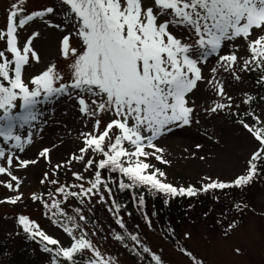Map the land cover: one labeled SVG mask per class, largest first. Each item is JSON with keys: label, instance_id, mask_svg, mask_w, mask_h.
<instances>
[{"label": "snow or ice", "instance_id": "obj_1", "mask_svg": "<svg viewBox=\"0 0 264 264\" xmlns=\"http://www.w3.org/2000/svg\"><path fill=\"white\" fill-rule=\"evenodd\" d=\"M24 3L25 0H19V4H11L6 27L0 29V110L3 112L0 137L6 145H11L7 150L0 147V176L6 178L0 179V185L18 193L0 199V204L15 205L23 199L20 191L23 181L14 173L39 162L21 158L25 146L34 142V134L29 132L24 139L15 131L18 125L23 128L38 120V105H54L67 97L76 101L79 113L91 123L90 131L80 133L83 146L78 154L71 153L67 161L54 165L51 176L49 172L43 173L40 183L55 186L54 191L31 195L33 202L56 209L51 213L53 223L71 238L70 246L41 230L28 216L18 217L26 240L38 241L41 251L50 254V264H61L62 260L81 264L78 257L85 250L92 255L84 258L82 264H111L76 217L60 207L70 197L81 204L93 197H98L100 203L112 200L119 212L120 205L115 202L110 183H116L120 191L143 187L166 196L191 197L199 191L250 185L262 174L264 119L254 111L244 113L251 122L244 118L236 121L254 137L257 145L244 173L232 181L209 177L210 182L203 183L200 189L177 188L165 182L166 173L149 160L168 164L164 149L158 146L159 139L177 129L200 124L195 98L202 85L219 97L203 108L205 116L226 110L230 115H240L231 112L235 102L226 91L225 76L239 81L242 72L264 73V0H56L55 4L27 14ZM35 21L63 33L60 52L69 61L67 81L55 64L40 74L26 76L32 61L40 62L33 43L40 31L37 28L21 42L18 29ZM73 39L79 41L78 46L72 44ZM211 59L215 60L213 66L209 64ZM205 68L209 76L205 75ZM257 83H264V75ZM245 95L244 103L251 104L255 97ZM17 102L22 111L14 114ZM102 114H108L107 119ZM196 148L200 150L203 145L197 144ZM51 150L45 147L38 156L51 163ZM74 162L83 165V171L72 172L79 183L63 184L53 178ZM105 171L107 176L102 175ZM113 173L118 174V181ZM61 195L62 200L55 199ZM46 196L52 198L51 204ZM133 199L144 205L143 193ZM236 207L243 211L247 205ZM109 211L113 209L110 207ZM75 212L80 221L88 222L81 208L77 207ZM146 222L151 226L150 219L146 218ZM116 223L120 229H126L122 219ZM235 227V220L227 225L229 231ZM115 239H130L137 255L150 254L155 264H162L160 255L153 253L138 234L129 233L127 238L117 234Z\"/></svg>", "mask_w": 264, "mask_h": 264}, {"label": "rangeland", "instance_id": "obj_2", "mask_svg": "<svg viewBox=\"0 0 264 264\" xmlns=\"http://www.w3.org/2000/svg\"><path fill=\"white\" fill-rule=\"evenodd\" d=\"M12 3L19 4V0H0V29L6 27ZM55 3L56 0H25L23 7L27 14ZM57 22H60L59 17ZM37 28L40 35L33 43L40 62L32 61L31 66L26 70V76L40 74L48 66L55 64L67 81L70 77L69 61H66L60 52V40L63 33L35 21L22 30L18 29L21 42L26 41ZM72 44L78 46L79 41L73 39ZM241 48L243 49L242 42ZM209 64L213 66L215 60L211 59ZM204 72L206 76L210 75L208 68H205ZM239 74L241 76L239 81L225 76L226 91L235 102L231 112L239 113V116L230 115L228 110L205 116L203 108L211 106L213 99L219 100V97H215L214 93L207 90L206 85H202L201 91L195 98L196 105L199 107L200 124L177 129L172 133L171 139L175 141V145L171 147H175V150L162 141L164 137L159 139L158 146L164 149V159L169 163L164 164L153 158H150L149 162L166 173L165 182L172 183L177 188L193 186L200 189L203 183L210 182L207 179L209 177L213 180L232 181L244 173L257 142L236 121L244 118L250 122V117L244 116V113L249 111L256 112L264 119V100L260 99L264 83H257L264 73L252 71ZM245 94L255 97L251 104L244 103ZM37 107L40 112L38 120L31 126L25 125L21 128L18 125L15 129L24 139L29 132L34 134V142L25 146L26 150L21 154V158L37 159L39 162L37 165H30L27 170L19 169L14 173L23 181L20 189L23 199L15 205L0 204V264H50V254L43 253L37 241L26 240L18 223L19 215L28 216L39 225L41 230L59 238L64 246H70L72 242L60 227L50 223V220L44 216L43 204L38 201L33 202L31 195L32 193L46 194L49 189L54 191L55 186L40 183L43 173L49 172L51 176L54 165L67 161L71 153L78 154V149L83 146L80 133L90 131L91 123H88L79 113L76 101H69L67 97L57 100L54 105L44 104ZM20 111L22 109L17 102L13 113ZM2 114L1 110L0 115ZM102 115L104 119H107L108 114ZM45 121L47 123H44ZM197 144L203 145V148L198 150ZM10 146V144L6 145L0 137V147H5L7 150ZM188 146H193L195 156L200 155L195 158V165L188 162L191 158L179 153ZM45 147L52 149L49 153L51 163L38 156L39 151ZM201 156L205 159L201 160ZM215 156L221 157V161L215 163L213 160ZM73 171H83V165L74 162L70 168L62 170L53 178L63 184L79 183L73 178ZM85 175L91 174L85 173ZM0 179L6 178L0 176ZM16 194L18 193L10 192L0 185V199ZM46 198L50 199L47 196ZM254 203L257 213L249 214L242 225L232 229L227 235L218 230H207L202 223H199L196 226L182 227L179 231L180 237L192 254L203 264H264V185L254 195ZM156 233L155 229L149 232L147 237L149 244L159 251L169 264H195L190 258L179 254L157 235L159 233ZM186 233L189 234L188 237L185 236ZM92 241L102 252L104 259L111 264H136L116 244L101 242L96 238H92ZM237 248L240 249L239 253L236 252ZM83 254L88 257L92 255L88 250H85Z\"/></svg>", "mask_w": 264, "mask_h": 264}, {"label": "trees", "instance_id": "obj_3", "mask_svg": "<svg viewBox=\"0 0 264 264\" xmlns=\"http://www.w3.org/2000/svg\"><path fill=\"white\" fill-rule=\"evenodd\" d=\"M262 90L263 94L260 97H264V87ZM261 172L262 174L250 185L224 190L199 191L197 195L191 197L186 195L176 197L166 196L163 193L154 190L149 191L143 187H139L135 191H120L116 183H110L115 202L120 205L119 212H116L112 200H108L107 203H100L98 202V197H93L91 201L85 200L84 204L70 197L60 207L68 215L76 217L77 221L89 233L91 239L96 238L101 242L116 244L136 264H155V262L151 260L150 254L137 255V250H134L136 246L130 239L117 241L115 239L117 234H123L126 238L129 233L138 234L140 240L153 253L160 255L162 264H169L163 255L149 244L148 234L155 229L159 233L156 234L172 246L179 254L190 258L195 264H203L199 258L192 254L185 242L181 239L179 234L180 229L187 225L196 226L202 223L207 230H218L225 235L226 232L229 233L231 231L228 230L227 225L233 220L236 221L237 226L242 225L249 214L257 211L256 204L254 203V195L264 185V166L261 167ZM102 175L107 176L108 173L105 171ZM111 175L118 181V174L113 173ZM85 186L87 187V185ZM141 193L144 195L143 206L138 204V200L134 201L133 199L134 196L138 197ZM104 195L107 197L108 194L105 192ZM55 199L62 200L63 197L61 195ZM51 201L52 198L48 199L49 204H51ZM237 204L241 205L242 208L244 205H247V208L240 211L236 207ZM77 207L81 208L82 214L88 218L86 224L84 221L79 220L75 212ZM110 207L113 209L112 212L109 211ZM89 208H91V211H89ZM54 211L56 209L50 210L43 206V213L51 220L52 224L54 223L51 213ZM146 218L150 219L151 226L146 222ZM117 219L123 220L126 229L122 230L118 227L116 223ZM61 220H63V217H61ZM93 232L96 234L92 235ZM76 234L78 235L79 233L77 232ZM38 244L42 248L39 242ZM125 244L129 246L125 247ZM189 252L192 254L191 256L187 254ZM87 257L81 254L78 259L81 260L82 264V260ZM61 264H67V262L62 260Z\"/></svg>", "mask_w": 264, "mask_h": 264}, {"label": "bare ground", "instance_id": "obj_4", "mask_svg": "<svg viewBox=\"0 0 264 264\" xmlns=\"http://www.w3.org/2000/svg\"><path fill=\"white\" fill-rule=\"evenodd\" d=\"M173 134H168L166 136H164V138L162 139V141L168 145L172 150H175L176 148L175 147H171V146H174L175 145V141L173 139H171ZM179 153L181 155H183L184 157H187V158H191L188 160V162L191 164V165H195V158H198L200 155H196L195 156V149H193V146H188L187 148L179 151ZM219 156H220V153H219ZM194 159V160H193ZM214 162L215 163H218L221 161V157H217L215 156L214 157Z\"/></svg>", "mask_w": 264, "mask_h": 264}]
</instances>
